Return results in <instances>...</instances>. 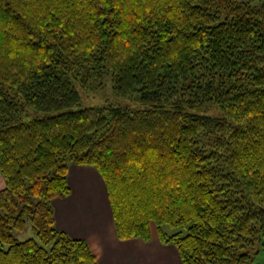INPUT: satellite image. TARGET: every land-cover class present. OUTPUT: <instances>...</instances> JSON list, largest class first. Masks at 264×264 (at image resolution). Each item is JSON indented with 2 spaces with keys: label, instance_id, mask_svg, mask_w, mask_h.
Segmentation results:
<instances>
[{
  "label": "trees",
  "instance_id": "trees-1",
  "mask_svg": "<svg viewBox=\"0 0 264 264\" xmlns=\"http://www.w3.org/2000/svg\"><path fill=\"white\" fill-rule=\"evenodd\" d=\"M110 75L145 109H74ZM215 104L220 116L191 108ZM28 109L44 116L26 119ZM70 164L104 179L117 235L183 264L264 250V0H0V264H99L56 226ZM31 222L36 238L12 229Z\"/></svg>",
  "mask_w": 264,
  "mask_h": 264
},
{
  "label": "crops",
  "instance_id": "crops-1",
  "mask_svg": "<svg viewBox=\"0 0 264 264\" xmlns=\"http://www.w3.org/2000/svg\"><path fill=\"white\" fill-rule=\"evenodd\" d=\"M68 183L70 195L52 200L56 226L86 240L99 264H183L176 246L154 235L150 241L118 237L107 188L97 168L70 164ZM4 187L0 173V189Z\"/></svg>",
  "mask_w": 264,
  "mask_h": 264
},
{
  "label": "rangeland",
  "instance_id": "rangeland-1",
  "mask_svg": "<svg viewBox=\"0 0 264 264\" xmlns=\"http://www.w3.org/2000/svg\"><path fill=\"white\" fill-rule=\"evenodd\" d=\"M76 87L80 92L81 101L74 109H81L90 106H114L124 107L129 110H138L148 108L151 105L150 101L147 102L137 97L136 91L126 94L116 93L112 85L111 77L108 74L103 77H93L86 80L84 84L76 82ZM190 110L198 114L212 116H220L222 114L221 110L211 102L205 103L201 107L191 108ZM37 116H44V113L33 109L27 110L26 119H31ZM12 233L19 240H24L30 237L36 238V234L29 220L24 229H12ZM153 235L156 238L158 237L157 229L154 224H152V236ZM251 254L253 255V259L250 264H264V250L260 242H258L252 249Z\"/></svg>",
  "mask_w": 264,
  "mask_h": 264
}]
</instances>
